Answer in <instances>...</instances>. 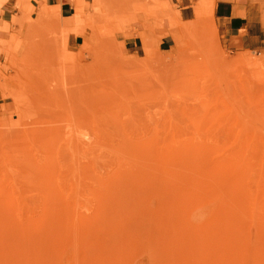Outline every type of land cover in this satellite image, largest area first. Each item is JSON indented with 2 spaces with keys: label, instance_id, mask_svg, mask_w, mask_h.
I'll list each match as a JSON object with an SVG mask.
<instances>
[{
  "label": "rangeland",
  "instance_id": "1",
  "mask_svg": "<svg viewBox=\"0 0 264 264\" xmlns=\"http://www.w3.org/2000/svg\"><path fill=\"white\" fill-rule=\"evenodd\" d=\"M218 1L5 25L0 264H264V0L251 48Z\"/></svg>",
  "mask_w": 264,
  "mask_h": 264
},
{
  "label": "crops",
  "instance_id": "2",
  "mask_svg": "<svg viewBox=\"0 0 264 264\" xmlns=\"http://www.w3.org/2000/svg\"><path fill=\"white\" fill-rule=\"evenodd\" d=\"M93 0H0V41L7 37L5 25L10 24L14 17L27 15L39 19L42 9L52 11L59 7L63 19H70L76 14L77 5L90 4ZM241 7L225 0H219L215 7V19L221 36L229 47H253L256 32L248 19L249 8L245 7L246 16H240ZM245 32V33H243ZM165 45V41H162ZM1 54V53H0Z\"/></svg>",
  "mask_w": 264,
  "mask_h": 264
},
{
  "label": "bare ground",
  "instance_id": "3",
  "mask_svg": "<svg viewBox=\"0 0 264 264\" xmlns=\"http://www.w3.org/2000/svg\"><path fill=\"white\" fill-rule=\"evenodd\" d=\"M226 1V0H225Z\"/></svg>",
  "mask_w": 264,
  "mask_h": 264
}]
</instances>
